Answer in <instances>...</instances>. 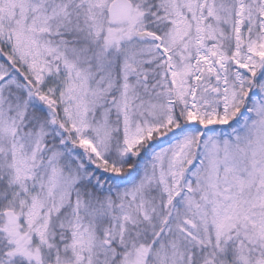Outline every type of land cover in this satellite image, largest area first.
Here are the masks:
<instances>
[{
	"label": "snow or ice",
	"instance_id": "1",
	"mask_svg": "<svg viewBox=\"0 0 264 264\" xmlns=\"http://www.w3.org/2000/svg\"><path fill=\"white\" fill-rule=\"evenodd\" d=\"M0 264H264V0H0Z\"/></svg>",
	"mask_w": 264,
	"mask_h": 264
}]
</instances>
